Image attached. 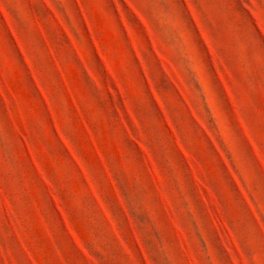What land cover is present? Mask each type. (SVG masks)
<instances>
[{
  "label": "rangeland",
  "instance_id": "1",
  "mask_svg": "<svg viewBox=\"0 0 264 264\" xmlns=\"http://www.w3.org/2000/svg\"><path fill=\"white\" fill-rule=\"evenodd\" d=\"M0 264H264V0H0Z\"/></svg>",
  "mask_w": 264,
  "mask_h": 264
}]
</instances>
